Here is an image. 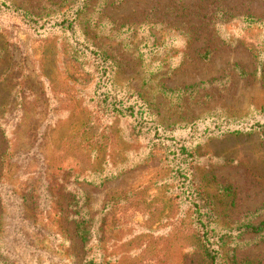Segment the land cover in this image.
Here are the masks:
<instances>
[{
	"label": "rangeland",
	"instance_id": "rangeland-1",
	"mask_svg": "<svg viewBox=\"0 0 264 264\" xmlns=\"http://www.w3.org/2000/svg\"><path fill=\"white\" fill-rule=\"evenodd\" d=\"M70 17L73 37L0 9V264H195L194 190L222 264H264V228L233 235L264 220V0H88ZM76 43L106 57L100 82Z\"/></svg>",
	"mask_w": 264,
	"mask_h": 264
},
{
	"label": "trees",
	"instance_id": "trees-1",
	"mask_svg": "<svg viewBox=\"0 0 264 264\" xmlns=\"http://www.w3.org/2000/svg\"><path fill=\"white\" fill-rule=\"evenodd\" d=\"M77 2V5H69L68 14L58 13V11H52L51 13L39 14L35 15L30 11H25L20 7H15L12 3H9L7 0L0 1V9H4L5 12L11 14L12 16L19 18L20 21L29 27L39 29H43L45 25H49L51 28L59 29L61 32L69 33L71 37H73V33L76 27V19L70 17L74 11H77L81 5L85 4L88 0H74ZM52 5V4H50ZM76 15V14H74ZM43 21L41 24H39ZM76 49L79 50L81 54L85 52L87 55L92 58V62L95 68V73L100 82L104 79L109 72L108 70V62L106 57L103 54L98 53L97 51H93L88 49L85 45L81 43H76ZM108 97L105 95L101 100L103 103L107 102ZM114 110L121 115H133V106L127 105L125 108L115 107L112 103ZM137 124H143L147 129L154 130V124L150 121H135ZM264 125L263 123H253L252 127H260ZM215 129L219 128L218 125H213ZM200 135L205 134L206 132H211L210 129L204 128L200 131ZM231 134H237L236 130H231ZM154 134L157 135L156 131ZM167 141H173L172 137H162ZM182 180L185 182V177L179 173L178 174ZM228 191V189H226ZM194 196L192 198V208L190 210V223L192 225V233L196 239V248L194 253L196 252L197 257L195 260V264H222L221 256L219 253V242L222 240V234L218 233L219 227L215 226V220L213 217V213L211 211L208 197L202 190H194ZM75 217H73V212L65 213V216H70L73 222V234L75 238L80 242V244H85L89 240V229L87 226V222L81 215L78 213H74ZM217 227V228H216ZM264 228V220L259 221L255 224L253 223H245V225H240L235 228L233 235L236 237H240L242 234L246 233H258ZM84 264H99L92 263V260L84 261Z\"/></svg>",
	"mask_w": 264,
	"mask_h": 264
}]
</instances>
